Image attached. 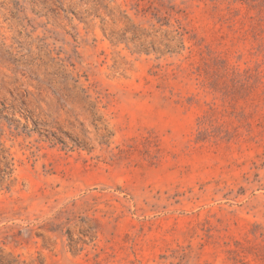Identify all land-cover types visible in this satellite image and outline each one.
Instances as JSON below:
<instances>
[{
    "label": "rangeland",
    "instance_id": "obj_1",
    "mask_svg": "<svg viewBox=\"0 0 264 264\" xmlns=\"http://www.w3.org/2000/svg\"><path fill=\"white\" fill-rule=\"evenodd\" d=\"M0 264H264V0H0Z\"/></svg>",
    "mask_w": 264,
    "mask_h": 264
}]
</instances>
